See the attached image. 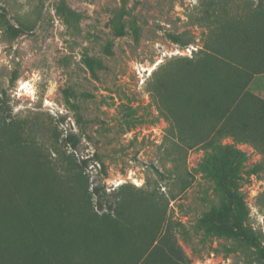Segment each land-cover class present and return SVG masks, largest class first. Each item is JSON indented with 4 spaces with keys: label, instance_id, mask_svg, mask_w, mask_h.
<instances>
[{
    "label": "rangeland",
    "instance_id": "rangeland-1",
    "mask_svg": "<svg viewBox=\"0 0 264 264\" xmlns=\"http://www.w3.org/2000/svg\"><path fill=\"white\" fill-rule=\"evenodd\" d=\"M262 89L264 0H0V264H264Z\"/></svg>",
    "mask_w": 264,
    "mask_h": 264
},
{
    "label": "trees",
    "instance_id": "trees-1",
    "mask_svg": "<svg viewBox=\"0 0 264 264\" xmlns=\"http://www.w3.org/2000/svg\"><path fill=\"white\" fill-rule=\"evenodd\" d=\"M73 142V145H77V141L75 138H70ZM242 204L240 202H237V211L232 213V221L234 225L237 227V231L245 235L254 243V246L257 248L258 251L261 253H264V247L259 242V238L256 234L252 233L249 228L245 225L244 219H243V210H242Z\"/></svg>",
    "mask_w": 264,
    "mask_h": 264
},
{
    "label": "crops",
    "instance_id": "crops-1",
    "mask_svg": "<svg viewBox=\"0 0 264 264\" xmlns=\"http://www.w3.org/2000/svg\"><path fill=\"white\" fill-rule=\"evenodd\" d=\"M261 94H262V96H264V89H262V93Z\"/></svg>",
    "mask_w": 264,
    "mask_h": 264
}]
</instances>
